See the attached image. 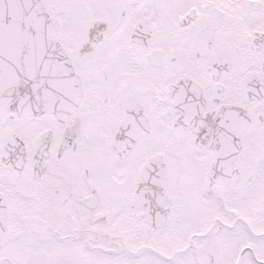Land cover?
I'll use <instances>...</instances> for the list:
<instances>
[{
    "label": "snow or ice",
    "instance_id": "obj_1",
    "mask_svg": "<svg viewBox=\"0 0 264 264\" xmlns=\"http://www.w3.org/2000/svg\"><path fill=\"white\" fill-rule=\"evenodd\" d=\"M0 264H264V0H0Z\"/></svg>",
    "mask_w": 264,
    "mask_h": 264
}]
</instances>
